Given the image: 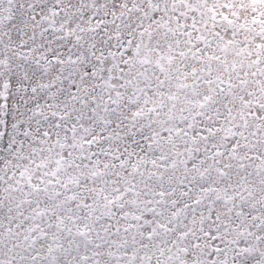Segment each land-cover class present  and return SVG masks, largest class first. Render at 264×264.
I'll use <instances>...</instances> for the list:
<instances>
[{
    "label": "snow or ice",
    "instance_id": "obj_1",
    "mask_svg": "<svg viewBox=\"0 0 264 264\" xmlns=\"http://www.w3.org/2000/svg\"><path fill=\"white\" fill-rule=\"evenodd\" d=\"M0 264H264V0H0Z\"/></svg>",
    "mask_w": 264,
    "mask_h": 264
}]
</instances>
